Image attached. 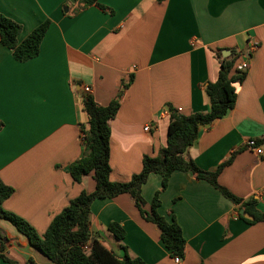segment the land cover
<instances>
[{"label":"crops","instance_id":"obj_1","mask_svg":"<svg viewBox=\"0 0 264 264\" xmlns=\"http://www.w3.org/2000/svg\"><path fill=\"white\" fill-rule=\"evenodd\" d=\"M68 1L0 0V13L22 26L19 42L51 21L39 56L27 63L0 44V180L14 190L3 209L43 235L71 200L95 190L93 174L81 183L69 174L84 152L82 100L90 95L106 107L133 76L110 123V179L129 182L145 157L167 146L168 106L184 115L211 111L205 87L219 79L223 53L234 51L249 62L244 82L235 85V107L201 127L186 156L207 172L233 156L219 184L243 201L257 200L264 212V0H98L113 16L95 6L72 16ZM252 43L259 45L254 52ZM251 139L262 155L246 147ZM161 184L152 174L144 185L147 212ZM160 200V215L170 220L173 213L186 240L180 263L129 194L93 203L92 236L118 257L147 264H264V223L247 224L240 206L208 182L175 172ZM111 223L122 227L123 240L110 233ZM0 228L8 238L0 255L51 264L10 222L1 220Z\"/></svg>","mask_w":264,"mask_h":264},{"label":"trees","instance_id":"obj_2","mask_svg":"<svg viewBox=\"0 0 264 264\" xmlns=\"http://www.w3.org/2000/svg\"><path fill=\"white\" fill-rule=\"evenodd\" d=\"M75 1L76 3L72 7V16H77L91 6H95L111 16L114 15L113 10L100 4L98 0ZM50 25V20L45 21L22 42H19L22 26L0 13V44L12 52L16 62L27 63L39 56L41 44ZM240 59L241 55L234 51L227 58L221 57L219 79L205 87V93L211 103L209 113L184 115L172 106L167 107L170 113L167 146L159 151L157 157H145L142 171L125 183L112 182L110 179L112 172L110 166V123L119 113L120 98L124 90H127L132 84L134 77L130 76L129 81L122 84L121 93L106 107L98 105L90 95L83 97L82 108L88 116V123L81 126L84 152L80 159L69 166V174L75 183H81L83 177L93 174L96 183L95 190L92 193L82 192L71 200L69 205L52 220L45 234L39 235L25 220L3 209L4 201L12 196L14 190L0 180V221L10 222L28 238L30 245L45 256L51 264H147L142 259L131 258L128 254L123 258L118 257L91 234L93 203L97 200L115 199L120 195L129 194L134 199L142 218L153 223L159 229L161 241L170 252V256L182 259L186 247L183 231L173 213H171V219L168 220L161 216L158 210L161 207L160 195L167 188L170 177L175 172H183L208 182L226 199L240 206V210L252 218L247 220L243 215L239 216L247 224L264 223V212L257 209V200L243 201L219 184V175L225 166L231 164L233 156L216 172L203 171L186 156L189 148L197 140L200 128L212 125L235 107L237 100L235 85L242 84L247 75L239 76L235 71V66ZM3 128L4 123L0 121V132ZM152 174L160 175L162 184L150 203V211L147 212L145 210L147 201L142 192ZM109 231L118 241L125 237V232L118 223H111ZM7 241L8 238L2 234L0 228L1 252L5 250ZM85 247H88V250ZM0 259L8 264H19L2 254ZM29 263L36 264L32 259Z\"/></svg>","mask_w":264,"mask_h":264},{"label":"built area","instance_id":"obj_3","mask_svg":"<svg viewBox=\"0 0 264 264\" xmlns=\"http://www.w3.org/2000/svg\"><path fill=\"white\" fill-rule=\"evenodd\" d=\"M259 47L258 43H252L250 45V50L251 52L256 51V49ZM249 69V62H248V58L245 57H241L240 61L236 64L235 66V71L236 73L241 76V75H245L247 74ZM85 93L86 94H90L91 93V89L89 87L85 88ZM180 112V111H179ZM151 127L148 125L147 127H145V131H149ZM246 147L249 150L254 151L257 155H262L263 154V149L261 148V146L259 145L258 141L255 139H251L247 142ZM86 250H88V247H85ZM174 261L176 263H180L181 262V258L177 257L174 258Z\"/></svg>","mask_w":264,"mask_h":264},{"label":"water","instance_id":"obj_4","mask_svg":"<svg viewBox=\"0 0 264 264\" xmlns=\"http://www.w3.org/2000/svg\"><path fill=\"white\" fill-rule=\"evenodd\" d=\"M71 1H72V3H75V0H71ZM65 12H66V13L69 12V7H67V8L65 9ZM226 52H228V55L225 54V52L223 53V56H224L225 58H227V57L230 56V52H229V51H226ZM241 215H243L244 218L247 219V220H251V219H252V218L250 217V215H248V214H244V211H241Z\"/></svg>","mask_w":264,"mask_h":264},{"label":"rangeland","instance_id":"obj_5","mask_svg":"<svg viewBox=\"0 0 264 264\" xmlns=\"http://www.w3.org/2000/svg\"><path fill=\"white\" fill-rule=\"evenodd\" d=\"M68 2H69V4H71V7H73V5H72V4H73L72 1L69 0ZM67 7H68L67 5L63 7V9H62L63 13H66V12H65V9H66Z\"/></svg>","mask_w":264,"mask_h":264}]
</instances>
